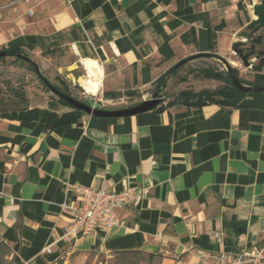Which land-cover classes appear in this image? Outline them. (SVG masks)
I'll return each instance as SVG.
<instances>
[{
  "label": "crops",
  "instance_id": "obj_1",
  "mask_svg": "<svg viewBox=\"0 0 264 264\" xmlns=\"http://www.w3.org/2000/svg\"><path fill=\"white\" fill-rule=\"evenodd\" d=\"M259 1L36 0L30 15L22 0H1L0 49L96 60L98 96L108 102L126 87L155 84L191 55L232 58ZM229 92L230 105L175 103L51 126L5 115L48 102L32 106L0 84V240L15 261L80 264L91 254L140 250L151 264H196L206 253L263 251L264 91ZM75 184L135 186L139 197L120 209V227L70 240L62 204Z\"/></svg>",
  "mask_w": 264,
  "mask_h": 264
},
{
  "label": "rangeland",
  "instance_id": "obj_2",
  "mask_svg": "<svg viewBox=\"0 0 264 264\" xmlns=\"http://www.w3.org/2000/svg\"><path fill=\"white\" fill-rule=\"evenodd\" d=\"M7 1L15 2L16 0ZM27 55L34 63V69L28 68L27 63L15 58L7 57L3 60H0V84H4L12 88L14 91H16V94H24L26 99H28L27 101H29L32 106H43L44 103L56 99V95L53 93L50 87L58 85V83L61 84V81H63L68 88L69 96L75 97L82 102L88 100L89 105H92L93 99L90 96H87L88 98L86 99L82 94L84 89L79 83L78 78L85 76L86 71L83 69L82 64H80L78 60L72 56L64 55L62 52H44L41 56H34L28 52ZM222 60L223 59L220 61H212L210 59H200L196 60V62H190L187 64L188 66H186V68L179 73V76H184L186 70L191 65L197 67L215 65L216 67L226 71L225 64ZM225 60L237 70L238 77H240L242 80L251 81L253 79L255 72L250 68H245L239 60H235V55H233L232 58L228 57ZM188 79L189 80L186 81V83H179L176 81V79L172 78L168 86H163L160 88V92H158L156 89L157 81L155 84L143 87L142 89L136 88L127 90L126 87L123 92H120L122 97H115L108 102L105 100L98 102V106L102 105L106 109H116L119 107H127L133 101H143L144 97L147 99L151 98L154 92L161 94L165 89H167L169 93H174L186 87L196 90L200 89L201 87L215 88L221 85V83L216 80L212 81L198 78L196 76H189ZM124 93H128V95H123ZM59 107L61 106L58 105L57 109H59ZM64 108H61L59 112L64 111ZM115 260L116 256L114 255L107 257L104 255L91 254L80 264H114ZM138 263L151 264L142 260H140ZM2 264L18 263L15 261L14 257H12L10 254H7Z\"/></svg>",
  "mask_w": 264,
  "mask_h": 264
},
{
  "label": "trees",
  "instance_id": "obj_3",
  "mask_svg": "<svg viewBox=\"0 0 264 264\" xmlns=\"http://www.w3.org/2000/svg\"><path fill=\"white\" fill-rule=\"evenodd\" d=\"M0 51H5L4 56H0V60H3L7 57L18 59L22 62L27 63L28 68L34 69L33 63L28 60L30 58L24 49L19 47H3ZM217 57L215 54H211L210 58H200V59H210ZM196 59V60H200ZM216 61V60H215ZM190 62H196L193 60H187L185 63L181 64L179 67L175 68L172 73L165 79V74L161 75L157 79L156 89L160 92L161 87H166L170 84L171 79H176L179 83H186L188 81L189 76H196L202 79H208L212 81H218L221 83L220 86L215 88L209 87H201L200 89H193L190 87H186L184 89H180L176 92L169 93L167 89L161 93L164 96V101L159 103L158 106L153 108L154 110H159L163 106H171L175 103L182 104V105H190V106H201L202 104L212 103V104H220V105H230L233 104V99L229 92V88L235 89L231 84V78L229 74L224 69H220L219 67L211 66H190L185 72L184 76H179V73L188 66L187 64ZM233 73L240 79L242 83L253 85V86H264V74L257 72L253 75V79L251 81L242 80L238 77L237 70L233 68ZM165 79V80H164ZM166 83V84H165ZM57 91H61L63 93L69 94L68 88L63 81L61 84L52 86ZM51 88V87H50ZM52 90V89H51ZM123 95H128V93H124ZM23 96V95H21ZM113 98L115 97H122L120 92H115L112 94ZM55 100L48 102L47 107L40 108V107H31L30 109H20L16 112H11L9 114H5L11 118H18L20 120H36L42 123H48L51 126H57L59 124H69L73 122H77L81 116L84 115L82 111L70 106L65 100L60 97H55ZM85 104L89 105L88 100L83 101ZM139 103H135L133 105H137ZM66 107L65 111L57 112L56 107ZM131 105V106H133ZM11 249L7 243H4L0 240V264L3 263V260L7 254H11ZM116 256V260L114 264H139L140 260L144 262H150L153 255L146 254L140 250H121L116 251L113 254Z\"/></svg>",
  "mask_w": 264,
  "mask_h": 264
},
{
  "label": "built area",
  "instance_id": "obj_4",
  "mask_svg": "<svg viewBox=\"0 0 264 264\" xmlns=\"http://www.w3.org/2000/svg\"><path fill=\"white\" fill-rule=\"evenodd\" d=\"M28 4L27 13L33 14V1L22 0ZM99 93V91H98ZM98 93L90 95L83 91L84 97L93 99L92 107H99L98 102L103 99ZM73 200L64 202L62 209L69 215V222L64 230L63 237L76 240L83 235H90L97 228L111 229L120 227V209L133 205L138 199L135 186H127L119 192L110 189L87 187L81 184L69 186ZM45 251H49V247ZM264 250H241L233 255L224 251L220 253H206L201 255L196 264H263Z\"/></svg>",
  "mask_w": 264,
  "mask_h": 264
},
{
  "label": "water",
  "instance_id": "obj_5",
  "mask_svg": "<svg viewBox=\"0 0 264 264\" xmlns=\"http://www.w3.org/2000/svg\"><path fill=\"white\" fill-rule=\"evenodd\" d=\"M253 6V16L252 21L245 26L241 31L240 35L244 40L236 42L232 45V49L235 57L239 60L245 68H250L254 72H259L264 67V49L257 50V46L264 44V0H260L258 3H255ZM5 51H0V56H4ZM200 57H210V54L199 53L196 55H191L186 57L184 60H181L175 64L166 72L165 79L172 73V71L179 67L181 64L185 63L187 60H193ZM28 60L31 61L30 58ZM225 64L226 71L231 78L232 86L239 92H258L264 91V86H253L242 83L239 78L233 73V67L227 63L225 59L222 60ZM32 62V61H31ZM33 63V62H32ZM34 65V63H33ZM164 79V80H165ZM166 84V83H165ZM53 93L65 100L70 106L82 111L84 114L93 115L96 117H126L138 113H144V111L153 110L159 103L164 101V96L154 92L151 98L144 99L137 105L130 106V108H122L116 110H108L104 108L92 107L91 105L85 104L84 102L71 97L66 93L57 91L51 87Z\"/></svg>",
  "mask_w": 264,
  "mask_h": 264
},
{
  "label": "bare ground",
  "instance_id": "obj_6",
  "mask_svg": "<svg viewBox=\"0 0 264 264\" xmlns=\"http://www.w3.org/2000/svg\"><path fill=\"white\" fill-rule=\"evenodd\" d=\"M81 64L86 72L85 76L78 78V81L86 93L95 95L101 89L103 84V68L96 60L89 58L82 60Z\"/></svg>",
  "mask_w": 264,
  "mask_h": 264
},
{
  "label": "flooded vegetation",
  "instance_id": "obj_7",
  "mask_svg": "<svg viewBox=\"0 0 264 264\" xmlns=\"http://www.w3.org/2000/svg\"><path fill=\"white\" fill-rule=\"evenodd\" d=\"M257 48V47H256ZM257 50H259V48H257Z\"/></svg>",
  "mask_w": 264,
  "mask_h": 264
}]
</instances>
